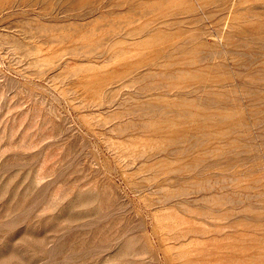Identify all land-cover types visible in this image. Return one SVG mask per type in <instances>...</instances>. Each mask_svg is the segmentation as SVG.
Segmentation results:
<instances>
[{
	"label": "rangeland",
	"instance_id": "rangeland-1",
	"mask_svg": "<svg viewBox=\"0 0 264 264\" xmlns=\"http://www.w3.org/2000/svg\"><path fill=\"white\" fill-rule=\"evenodd\" d=\"M0 264H264V0H0Z\"/></svg>",
	"mask_w": 264,
	"mask_h": 264
},
{
	"label": "bare ground",
	"instance_id": "bare-ground-1",
	"mask_svg": "<svg viewBox=\"0 0 264 264\" xmlns=\"http://www.w3.org/2000/svg\"><path fill=\"white\" fill-rule=\"evenodd\" d=\"M13 3H14V2H13ZM15 3H16V2H15ZM15 3H14V4H15ZM18 3H19V2H18ZM24 3H25V1H24ZM21 5H22V4H21ZM19 6H20V4H19ZM30 6H31V5H30ZM18 8H19V7H18ZM188 102H189V101H188ZM184 110H185V109H184ZM180 142H181V141H180ZM208 148H209V147H208ZM214 149H215V148H214ZM206 150H207V149H206Z\"/></svg>",
	"mask_w": 264,
	"mask_h": 264
}]
</instances>
